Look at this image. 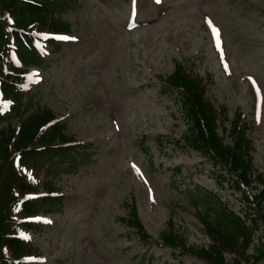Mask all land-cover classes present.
Here are the masks:
<instances>
[{"label":"rangeland","instance_id":"1","mask_svg":"<svg viewBox=\"0 0 264 264\" xmlns=\"http://www.w3.org/2000/svg\"><path fill=\"white\" fill-rule=\"evenodd\" d=\"M65 1L57 16L74 39H57L59 50L42 49L46 62L30 68L29 111L51 109L89 156L53 166L47 180L62 204L35 219L27 237L36 253L22 264H206L161 245L159 233L172 226L187 245L207 246L201 204L214 196L240 213L241 191L179 140L187 125L164 78L180 60L206 80L207 97L227 110L225 144L241 113L264 176V0ZM132 199L146 240L119 219Z\"/></svg>","mask_w":264,"mask_h":264},{"label":"trees","instance_id":"2","mask_svg":"<svg viewBox=\"0 0 264 264\" xmlns=\"http://www.w3.org/2000/svg\"><path fill=\"white\" fill-rule=\"evenodd\" d=\"M65 4V0H0V92L9 101V112L0 113V264H22L36 253L26 237L35 227L28 218L54 213L62 204V195L55 194L57 189L47 180L53 166L58 162L77 166L89 156L86 150L76 149L78 144L51 109L29 111L31 94L24 88L28 67L46 62L35 45L38 34L69 32L70 25L57 16ZM48 44L59 50L53 39ZM12 52L20 66L13 62ZM164 81L176 93L186 121L179 140L210 159L219 172L229 173L232 186L241 191L243 207L236 212L212 196L198 212L207 246L194 249L172 226L159 233V243L189 252L206 264H264V176L253 168L250 124L237 113L228 128L232 144H225L218 128L229 120L227 110L207 97L206 80L177 60ZM12 118L17 119L16 126L10 123ZM3 121L7 123L1 125ZM43 172L46 180L40 177ZM40 185L44 195L32 197ZM119 219L133 227L138 237L149 238L135 199ZM259 229L262 233L254 244ZM251 246L254 250L249 253ZM226 254L231 255L229 260Z\"/></svg>","mask_w":264,"mask_h":264},{"label":"snow or ice","instance_id":"3","mask_svg":"<svg viewBox=\"0 0 264 264\" xmlns=\"http://www.w3.org/2000/svg\"><path fill=\"white\" fill-rule=\"evenodd\" d=\"M212 31H213V34L214 35H216L217 36V46H219V43H220V41H219V34H218V30L217 29H215L214 27L212 28ZM63 39H74V38H70V37H63Z\"/></svg>","mask_w":264,"mask_h":264}]
</instances>
